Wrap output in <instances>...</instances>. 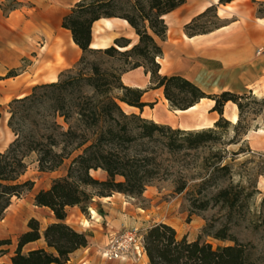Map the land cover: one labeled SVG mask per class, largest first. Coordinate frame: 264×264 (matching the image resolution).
I'll return each instance as SVG.
<instances>
[{"label": "trees", "instance_id": "obj_1", "mask_svg": "<svg viewBox=\"0 0 264 264\" xmlns=\"http://www.w3.org/2000/svg\"><path fill=\"white\" fill-rule=\"evenodd\" d=\"M231 1L219 0L220 3ZM185 2L78 0L63 17L62 27L70 30L83 54L77 63L60 73L57 81L36 85L31 93L8 104V126L14 139L0 151V220L4 219L14 198H21L34 188V180L24 179L31 163L36 162L40 172L56 171L67 160L69 164L64 175L54 178L49 187L40 189L34 197L35 205L49 208L56 220L43 227L40 220L30 218L27 230L18 236L11 264L66 263L74 251L88 245L90 235L65 221L67 208L78 206L89 217L96 197H109L114 193L141 197L149 185L172 173L175 161L172 157L186 158L192 152L201 156L197 166L200 192L211 187L215 190L208 191L200 204V199L195 198L194 207L206 209L220 205L233 209L239 202L243 187L232 181L221 185L218 180L231 178V159L226 146L242 139L239 130L246 106L244 100L251 96L247 92L228 90L207 93L180 74L160 73L157 59L163 56V49L157 38L165 40L167 36L164 16ZM21 4L12 0L9 8L15 9ZM214 7H207L185 24V33L193 36L210 31L197 33L193 28ZM112 17L127 20L138 35V42L120 49L128 47L131 41L119 37L106 48H91L94 22ZM88 53L119 58L127 66L115 72L103 68L96 60L89 61ZM87 66L89 72L85 70ZM138 67H144L151 74V88H163L171 109L186 110L202 98H209L214 100L212 110L220 117L211 127L186 130L158 123L140 113H127L120 102L141 111L145 105H151L142 101L143 89L126 86L121 80L124 72ZM16 74L17 70H10L7 75ZM117 89L121 93H115ZM254 99L264 104V98ZM229 101L237 104V123L232 124L224 116ZM227 124L235 129V137L228 142L222 136ZM99 170L105 173L103 178L92 173ZM186 187L187 181L179 178L175 191L181 193ZM213 227L209 222L204 233L233 243L214 247L201 237L192 241L187 236L179 238L177 230L169 223L150 225L142 234L149 264H258L252 247L238 240L229 226L222 225L212 231ZM41 238L45 247L23 251L25 244ZM9 244L10 238L0 239V257L8 252L2 247ZM0 264L6 263L0 261Z\"/></svg>", "mask_w": 264, "mask_h": 264}, {"label": "crops", "instance_id": "obj_2", "mask_svg": "<svg viewBox=\"0 0 264 264\" xmlns=\"http://www.w3.org/2000/svg\"><path fill=\"white\" fill-rule=\"evenodd\" d=\"M18 1L22 4L11 9L9 5L12 0H0V151L5 150L14 137L8 126L10 113L5 112L4 108L13 99L31 93L34 86L57 81L60 73L77 63L83 54L70 30L62 27L63 17L78 0H29L32 4L29 7L23 0ZM256 3H264V0H233L227 3H220L219 0H186L185 4L168 14L172 21L170 24L167 22L166 39L157 38L163 49V56L157 59L160 73L180 74L210 93L253 91V83L264 76V55L256 54L259 44L264 42V17L253 18ZM211 5L216 6L221 25L206 33L187 35L185 24ZM57 8L61 9L59 13L56 12ZM105 20H110L111 26L105 25ZM97 23H100L102 30L95 33ZM96 37L108 38L107 45H112L119 37L130 39L132 44L139 40V37L136 40L133 27L116 17L95 21L92 42ZM10 70H17V74L8 76ZM121 80L126 86L143 89L142 101L151 104L145 105L142 111L130 106L127 113H140L154 120V112L158 110L159 119L154 121L186 130L196 129V124L204 120L214 123L220 117L217 111L212 110L214 102L208 99L188 110L171 109L169 102L165 101L163 88L150 87L151 74L144 67L124 72ZM232 106L228 102L224 113ZM72 211L73 216L69 213ZM50 212L53 217L46 224L56 220L53 212ZM89 212L87 217L78 206L67 208L65 221L90 235L88 245L74 251L64 264H132L126 258L109 260L99 254L102 235L91 226L82 224L84 219L93 222L91 208ZM4 220L5 217L0 223ZM26 230L27 225L22 232ZM4 238L9 237L0 235V239ZM17 243L18 239L13 249H9L12 241L2 247L8 252L0 257L1 262L11 261ZM45 246L41 238L25 244L23 251ZM143 253L146 254L145 251Z\"/></svg>", "mask_w": 264, "mask_h": 264}, {"label": "rangeland", "instance_id": "obj_3", "mask_svg": "<svg viewBox=\"0 0 264 264\" xmlns=\"http://www.w3.org/2000/svg\"><path fill=\"white\" fill-rule=\"evenodd\" d=\"M23 1L27 7L32 5L29 0ZM255 6L253 18H263L264 3H256ZM165 19L169 24L172 21L170 15ZM221 22L217 19L216 7H214L197 21L193 32L214 29L221 25ZM258 53L264 55V42L259 44L256 54ZM87 57L89 61L96 60L103 68H110L115 72H120V69L127 66L119 58H111L99 53H88ZM88 67L85 69L87 72H89ZM253 86V91H247L251 97L244 100L246 106L242 113V127L239 130L242 139H238L239 143L226 146L231 159V178L226 176L218 180V184L221 185L232 181L234 184H239L240 188L243 187L237 205L233 209L220 205L209 206L206 209L194 207L195 198L200 199L198 201L200 204L206 198L208 191L215 190L211 187L209 190L202 189L200 192L197 166L201 156L192 152L186 158L172 157L175 160L174 167L171 168L172 173L149 185L141 197L116 193L107 199L94 198L90 208L94 209L96 214L91 212L94 217L91 227L102 235L103 243L99 254H102L110 239L124 228L137 229L141 236L150 225L159 222H166L175 227L179 238L187 236L192 241L201 237L202 241L210 242L214 247L233 243L206 235L204 228L210 222L214 224L212 231L222 225L229 226V231L238 240L252 247L256 262L264 264V104H258L254 99L264 98V76L255 81ZM115 93L121 92L117 89ZM4 111L9 113V107H5ZM230 112L231 109L228 107L226 113ZM225 118L229 120L226 116ZM247 129L249 131L244 134ZM259 129L263 131L256 132ZM222 136L226 142L234 138L233 125H225ZM68 164L67 160L63 166L53 172H40L36 162L30 164L24 179L34 180V188L23 197L13 199L5 220L0 223V235H5L12 241L9 249L14 248L19 234L26 228L31 217L38 218L43 227L53 217L49 209L35 205L34 197L40 189L49 187L54 178L64 175ZM182 164L185 166L181 167ZM92 173L100 178L105 176L101 170L92 171ZM179 178L187 181V187L181 193L175 191ZM138 255L133 252L125 260L132 264H139Z\"/></svg>", "mask_w": 264, "mask_h": 264}, {"label": "bare ground", "instance_id": "obj_4", "mask_svg": "<svg viewBox=\"0 0 264 264\" xmlns=\"http://www.w3.org/2000/svg\"><path fill=\"white\" fill-rule=\"evenodd\" d=\"M206 9V8H205ZM204 9V10H205ZM60 10L61 9H59V8H57L56 9V12L57 13H59L60 12ZM203 10V11H204ZM168 16V14L167 15H165L164 17L166 18ZM102 19V18H101ZM104 19H106V18H104ZM120 19H122V18H120ZM124 22H125V24H128L131 28H132V26L128 23V21L127 20H125V19H122ZM104 22V24L105 25H107V26H111V22H110V20H105V21H103ZM100 30H102V26L100 25V23H97L96 24V26H95V33H97V32H99ZM135 36H136V40L138 39V35L135 33ZM108 42H109V39L108 38H103V37H96V40L95 41H93L92 43H91V45H90V47L91 48H106V47H108V46H110V45H107L108 44ZM133 44L131 43L128 47H119L120 49H125V48H129L130 46H132ZM211 100V101H213L214 102V100H212V99H209V98H202L201 100H200V102L201 101H206V100ZM165 101H168L166 98H165ZM199 103V102H198ZM198 103H196L195 105H193V106H191V107H189L188 109H191V108H194V107H196L197 106V104ZM229 103H232L233 104V106L230 108L231 109V112L230 113H226V111H225V116L232 122V123H237V121H238V118H239V115H238V107H237V104H235V103H233V102H231V101H229ZM120 104H121V106L123 107V109L126 111V112H129V110L131 109L130 108V106L128 105V104H126V103H124V102H120ZM188 109H186V110H188ZM176 111H181L180 109H176ZM155 114L153 115V118H154V120H158L159 119V112H158V110L157 111H155L154 112ZM214 125V123H212L211 121H208V120H204L203 122H201V123H198V124H196V129H201V128H207V127H211V126H213ZM188 128H190V127H188ZM263 130L262 129H259V130H257L256 132H262ZM108 197H103V199H107ZM91 212L93 213V214H96V211L94 210V209H92L91 208ZM72 216H73V211L72 212H69ZM82 224L84 225V226H91V222L88 220V219H84L83 221H82ZM137 260H138V262H139V264H146L147 262H148V258H147V255L145 254V253H141V254H139L138 255V257H137ZM6 264H11V261L10 260H6Z\"/></svg>", "mask_w": 264, "mask_h": 264}, {"label": "built area", "instance_id": "obj_5", "mask_svg": "<svg viewBox=\"0 0 264 264\" xmlns=\"http://www.w3.org/2000/svg\"><path fill=\"white\" fill-rule=\"evenodd\" d=\"M144 251L142 234L137 229L124 228L113 236L102 252L106 259H125L133 252L141 254Z\"/></svg>", "mask_w": 264, "mask_h": 264}]
</instances>
